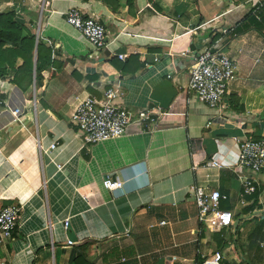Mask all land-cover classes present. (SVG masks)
<instances>
[{
  "label": "crops",
  "instance_id": "1",
  "mask_svg": "<svg viewBox=\"0 0 264 264\" xmlns=\"http://www.w3.org/2000/svg\"><path fill=\"white\" fill-rule=\"evenodd\" d=\"M70 8L104 25L100 52L67 24ZM8 11L52 64L37 80L35 49L29 79L20 58L0 78V208L19 206L0 264H195L216 250L222 264H264V175L249 174L257 200L240 203L248 172L235 167L237 140L264 138V0H0ZM218 39L237 71L215 108L186 86L193 58ZM111 85L116 103L162 115L152 130L132 122L84 144L71 115ZM212 158L224 166L210 168ZM106 178L122 187L109 191ZM194 183L226 197L225 238L197 221Z\"/></svg>",
  "mask_w": 264,
  "mask_h": 264
},
{
  "label": "built area",
  "instance_id": "2",
  "mask_svg": "<svg viewBox=\"0 0 264 264\" xmlns=\"http://www.w3.org/2000/svg\"><path fill=\"white\" fill-rule=\"evenodd\" d=\"M65 21L74 28L96 51L100 52L106 45L104 25L95 17L85 14L78 8H70L65 13ZM220 39L214 41L209 48L197 54L189 68V79L186 86L188 93H193L199 102L218 107L222 104L227 93L228 84L235 78L236 64L226 54L218 51ZM184 55V52L181 53ZM123 59L122 54L117 55ZM117 86L111 85L97 98L87 95L76 107L71 120L81 133L84 144H94L104 140L121 137L126 128L132 123L144 125L152 130L157 123L162 110L159 106H150L135 112L124 105L116 103L121 95ZM4 98L0 92V108L4 105ZM237 158L235 167L245 170L248 175H240V203L243 197L255 191L257 181L250 176L264 175V138H245L237 140ZM55 144H50L53 149ZM210 168H221L217 159L207 161ZM103 186L109 191L122 187V182L106 178ZM189 198L197 210V221L205 225L211 233H219L233 226V217L227 210L221 209L219 203L226 197L208 185L192 184L189 187ZM19 206L8 204L0 208V244L12 237L17 224ZM161 224H164L162 221ZM68 221L65 220L66 228ZM67 244H72L68 239ZM224 259L221 251H212L203 255L195 264H222Z\"/></svg>",
  "mask_w": 264,
  "mask_h": 264
},
{
  "label": "trees",
  "instance_id": "3",
  "mask_svg": "<svg viewBox=\"0 0 264 264\" xmlns=\"http://www.w3.org/2000/svg\"><path fill=\"white\" fill-rule=\"evenodd\" d=\"M35 49V77L39 80L42 78L41 74L44 68H46L47 65L52 64L50 49L45 47L39 39L36 43L35 34L28 31L24 25L15 21L14 12H0V78L7 73L9 68L12 69L16 59L20 58L22 64L18 70L20 72L26 71V76H28L29 79L32 73ZM132 57L133 56H130L123 61L121 64V70H123V67L129 60H132ZM13 81L19 85L17 83L19 80L16 75L14 76ZM27 82L29 83V81ZM257 195L258 190H255L251 197H247V200L252 199V204H254L257 200ZM219 206L221 209H224L221 202L219 203Z\"/></svg>",
  "mask_w": 264,
  "mask_h": 264
},
{
  "label": "rangeland",
  "instance_id": "4",
  "mask_svg": "<svg viewBox=\"0 0 264 264\" xmlns=\"http://www.w3.org/2000/svg\"><path fill=\"white\" fill-rule=\"evenodd\" d=\"M223 238H225V235H224V233H223V237H222V239ZM227 247V246H226ZM229 253H228V256H232L233 255V253L235 252V251H231L230 249H229V251H228ZM233 252V253H232ZM224 263V262H223Z\"/></svg>",
  "mask_w": 264,
  "mask_h": 264
}]
</instances>
